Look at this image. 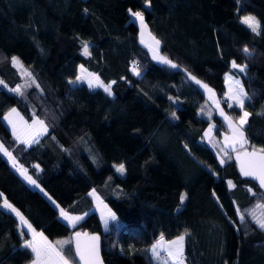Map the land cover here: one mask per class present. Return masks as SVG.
Returning <instances> with one entry per match:
<instances>
[{"label": "trees", "instance_id": "trees-1", "mask_svg": "<svg viewBox=\"0 0 264 264\" xmlns=\"http://www.w3.org/2000/svg\"><path fill=\"white\" fill-rule=\"evenodd\" d=\"M129 9L144 13L161 53L178 67L151 58ZM245 14L260 22L259 34L242 23ZM81 40L89 42L90 56L82 54ZM13 56L23 67L12 64ZM79 65L105 84L115 81L112 95L69 83ZM187 72L218 99L226 94L225 74L239 78L251 98L244 148L221 151L205 140L207 126L215 125L214 137L224 124ZM0 79L23 92L0 88V118L15 107L48 129L38 143L23 145L0 120V141L46 195L0 154V204L7 198L48 240L97 235L106 264H157L150 248L156 237L184 234L187 264H264V230L251 215L264 213L257 207L264 193L234 160L238 152L264 148V0H0ZM221 104L235 118L242 114L227 98ZM120 163L123 175L115 170ZM92 189L119 223L104 230L91 211L68 227L53 204L78 212L91 205ZM26 238L17 217L0 208V264L29 261ZM64 254L78 264L72 243Z\"/></svg>", "mask_w": 264, "mask_h": 264}, {"label": "snow or ice", "instance_id": "snow-or-ice-1", "mask_svg": "<svg viewBox=\"0 0 264 264\" xmlns=\"http://www.w3.org/2000/svg\"><path fill=\"white\" fill-rule=\"evenodd\" d=\"M146 3H150V0H146ZM87 11V10H85ZM130 15L135 18V20L139 21V24L141 26V42L144 43L143 35L144 30L147 28V25L145 23L144 13L142 11H132L129 9ZM242 23L246 24L252 32L259 34V31L261 30V24L256 19V17L247 15L242 17ZM149 35H151L149 33ZM153 43L149 45L150 50L153 53V59L160 61L161 63L168 64L169 66L176 68L178 67L176 64H174L171 60H169L166 56L160 55L159 46L160 41L155 39V37H152ZM82 46V53L85 56H90V44L87 40H81L80 41ZM244 53L250 54V50L245 47L243 49ZM11 62L14 66L23 67L21 62L19 61L18 57L13 56L11 58ZM232 68L237 69L238 72L243 73L247 69L246 64H237L235 61H232ZM132 72L134 75L139 76L140 70L139 67L133 63ZM187 71V70H185ZM86 70L83 68V65H81V75L77 76L75 80L69 81L71 84H76L78 82H87V85L90 89L92 88H102L105 93H107L109 96L112 95V84L115 83V81H112L108 84H105L98 75L95 73H86ZM30 76L31 74L28 73ZM189 77L192 80H195L197 84H202L201 81L196 80L195 77L191 76V73L188 74ZM226 82H230V87L228 89V92L225 94L227 97V101H230L228 103V107L232 108L233 106L239 107L241 109L242 114L239 116L238 120H233L230 116L226 115L223 111V109L219 108V101H215L217 108L220 110L221 116L224 117L225 121L228 123V127L231 130V136L225 137V144L230 145L233 150H236V146L239 145L240 148H244L247 145V139L244 134V127L248 123V118L251 115V113L244 111V106L246 103V100H250L251 98L248 96V93L245 92L243 85L240 83L239 80H235L232 75L226 73ZM34 82V81H33ZM3 81L0 80V85H3ZM205 89H207L210 93L213 92L211 88L208 87V85L203 84L202 85ZM38 87V85H37ZM13 92L20 93L23 95L21 86H17L16 88L11 89ZM203 111V109H202ZM264 114V113H262ZM18 113L15 108H12L7 116H5V119L8 121L9 124L12 125V131L13 135L16 137L17 141L20 142L23 140V143L31 145L32 143H38V137L48 131L47 126L45 125L44 121L36 119L33 121V124L29 126L33 130L22 134L18 131L17 125L15 121L13 120V116L18 117ZM172 116L176 118V114L172 113ZM22 119V118H21ZM38 126V127H36ZM215 127V125H209L208 131L205 133L206 136H211L212 129ZM211 142V141H210ZM223 151V149L221 150ZM0 152H3L5 155L9 157V159L13 162V167H17L15 157L12 156V153L9 152L3 145V143H0ZM223 156L230 159L228 156V153L225 151L223 152ZM236 159L240 162V172L245 177H252L256 181L259 182V185L261 188H264V148L261 149H255L253 148L252 151H243L238 152ZM226 161L224 158L220 159V163L224 164ZM37 169L39 168L38 165L35 166ZM20 171V174L24 177L25 180L28 181V183L32 185H36V180L32 178V176L27 174V169H24L22 166L18 169ZM115 170L120 175H123L126 172V168L124 163H120L115 166ZM229 187H235L234 184H232L231 181L228 182ZM38 187V185H37ZM90 196L95 197V199L98 202L99 205H103V201L100 199V197L97 195L96 190L93 189L90 193ZM3 194L0 193V197H2ZM186 199V194H182L180 196L181 203L184 202ZM105 209H107V205H103ZM258 208H264V205H257ZM0 208H3L11 213H14L17 217H19L22 224L27 226L28 231L31 233V239L25 240L23 243V247L25 249H28L33 254V259L31 261V264H72V260L65 256L64 254V246L70 245L72 242V238H69L68 240H60L56 241L55 243H52L48 240V238L44 235L43 232H37L35 228L27 221V219L24 217V215L21 213V211L16 208L13 204H11L7 198L3 199V203L0 204ZM237 214L240 217L241 221H244V215L240 212L239 209H237ZM84 215H87L85 213ZM252 217L255 220L256 225L264 230V213H262L260 216H256L255 211L252 212ZM60 216L67 222L69 226H71L73 229L77 226L78 222L84 219V216H76V215H70L67 211L60 209ZM101 219L107 228L109 225V221L116 220V215L111 211V209H107L106 213H101ZM75 254L79 257V261H82L83 264H102V261L99 257V242L100 238L97 235H88L87 233H81V232H75ZM84 237L87 240L86 244H82L81 238ZM185 236L179 235L174 240H170L165 242L163 234H161V239L157 241L156 244L152 245V253L153 256L156 258H159L161 253L158 250L159 248L165 247V243L167 244V254L169 257L173 258L174 260H178L180 264H183V242H184Z\"/></svg>", "mask_w": 264, "mask_h": 264}, {"label": "rangeland", "instance_id": "rangeland-1", "mask_svg": "<svg viewBox=\"0 0 264 264\" xmlns=\"http://www.w3.org/2000/svg\"><path fill=\"white\" fill-rule=\"evenodd\" d=\"M247 15H251V16H254V15H252V14H245V15H243V17L244 16H247ZM131 16V15H130ZM255 17V16H254ZM131 19L137 24V26H138V28H139V31H138V36H139V41H140V43L143 45V46H145L147 49H148V51H149V54H150V56H151V58L153 59V53H152V51L150 50V47H149V45H151L152 43H153V41H152V37H155L150 31H149V29H148V26H147V28L144 30V35H143V40H144V43H142L141 42V26H140V24H139V21H137V20H135V18H133L132 16H131ZM257 19V18H256ZM146 23V22H145ZM147 25V24H146ZM149 33L151 34V35H149ZM155 39H157V40H159L157 37H155ZM160 41V40H159ZM160 46H161V42H160ZM160 46H159V51H160ZM82 52V51H81ZM83 54V53H82ZM160 55H163L162 53H161V51H160ZM164 56V55H163ZM155 62H157V63H161L160 61H158V60H155V59H153ZM17 68H21V67H18V66H16ZM84 68V67H83ZM85 70H86V73H92V72H90V71H88L86 68H84ZM85 73V74H86ZM188 74H189V72H187ZM228 74H230V75H232V77L235 79V80H238V78L236 77V76H234L233 74H231V73H228ZM79 75H81V65H79L78 67H77V74H76V76H75V78L77 77V76H79ZM191 76H193V77H195L194 75H192L191 74ZM75 78L73 79V80H75ZM196 78V77H195ZM1 80V79H0ZM196 80H198L197 78H196ZM194 82H196L195 80H193ZM76 84H85L86 86H88L87 85V82L86 81H84V82H78V83H76ZM72 85H75V84H72ZM203 85V84H202ZM226 86H227V92H228V89H229V87H230V82H226ZM17 86H13V87H10V86H8L5 82L3 83V85H0V88H2V89H5L6 91H8L9 93H13V94H16V95H19V96H21V97H23V95H21L20 93H17V92H13V91H11V89H13V88H16ZM102 89V88H101ZM208 99V101H209V103H210V100H209V98H207ZM220 102V101H219ZM230 102V101H229ZM228 102V103H229ZM91 109H93L94 108V105H93V103L92 102H88V104H87ZM219 106H220V108L221 109H223V111L225 112V114L226 115H228V116H230L234 121L235 120H238V118H235V117H233L232 115H230V114H228L227 112H226V110H225V108H224V106L220 103L219 104ZM12 108H15V107H11V108H9L2 116H1V118H0V120H1V122L3 123V125L5 126V128L9 131V133H10V135L17 141V139H16V137L13 135V131H12V125L11 124H9L8 123V121L5 119V116H7V114L9 113V111L12 109ZM16 109V108H15ZM16 111H17V113L19 114L18 115V117L17 116H13V120L15 121V123H16V125H17V129H18V131L19 132H21L22 134H24V133H28V132H30V131H32L33 129L32 128H30L29 126H31L32 124H33V121L34 120H36V119H39V118H37L36 116H33L31 119H29V120H26V119H24L23 117H22V115L19 113V111L16 109ZM244 111H247V110H245L244 109ZM248 112V111H247ZM22 118V119H21ZM222 119V121H223V124H224V129L222 130V134H221V136H214L213 138H212V140H210V141H207L208 143H209V145H212V146H214L216 149H220V150H222L223 149V151L224 150H233V148L230 146V145H227V144H225V137L226 136H231V130L229 129V127H228V123H227V121H225V119L224 118H221ZM40 120V119H39ZM36 127H38V126H36ZM209 127V126H208ZM206 128L205 130H206V132L208 131L207 129H209V128ZM43 135V134H42ZM41 136V135H40ZM204 136H205V138H207L208 136H206L205 135V132H204ZM209 140V139H208ZM18 142V141H17ZM0 143H2L1 141H0ZM19 143H21V144H23V145H28V144H25V143H23V140H21ZM240 146L239 145H237L236 146V148H239ZM1 153V155L2 156H4V158L8 161V163H13L12 162V160L11 159H9V157L7 156V155H5L3 152H0ZM92 190H90L89 191V193L91 192ZM88 193V194H89ZM97 195H98V193H97ZM99 196V195H98ZM89 197H90V199H91V205L88 207V208H82L81 210H79L78 212H70V211H67L70 215H76V216H85L84 214L85 213H89V212H91V211H93V212H95L96 214H97V216H98V218H99V221H100V226H101V228L102 229H104V230H107L108 228H109V226H110V224H117V223H119V220H118V218L116 217V220H114V221H109V225H108V227L106 228L105 227V225H104V223H103V221H102V219H101V213L102 212H105L106 213V211H107V209H111L110 207H109V205H108V203L107 202H105L104 200H102L101 198V200L103 201V205H107V209H105L104 207H103V205H99L98 206V202H97V200L95 199V197H93V196H90L89 195ZM100 197V196H99ZM112 211V210H111ZM113 212V211H112ZM114 213V212H113ZM258 216H260V215H258ZM58 217H59V219L63 222V223H65L68 227H71V226H69L68 224H67V222L60 216V211H59V213H58ZM181 235H184V234H181ZM185 236V235H184ZM177 237V236H176ZM176 237H174V238H172V239H166L165 237H164V241L165 242H167V241H170V240H174V239H176ZM161 239V235H159L158 237H156V239H155V241L151 244V249H152V245L153 244H156L157 243V241H159ZM51 242H53V241H51ZM184 242H185V239H184ZM184 242H183V264H187V262H186V260H185V258H184ZM54 243V242H53ZM159 251H160V253H162L161 255H160V257L159 258H156V257H154L153 256V259L155 260V262L157 263V264H180V262L178 261V260H174L173 258H171V257H169L168 256V254H167V244L165 243V247H163V248H159L158 249ZM153 254V253H152ZM32 259L33 258H31L29 261H27L26 263H24V264H31V261H32Z\"/></svg>", "mask_w": 264, "mask_h": 264}, {"label": "crops", "instance_id": "crops-1", "mask_svg": "<svg viewBox=\"0 0 264 264\" xmlns=\"http://www.w3.org/2000/svg\"><path fill=\"white\" fill-rule=\"evenodd\" d=\"M238 78V77H237ZM238 80H239V78H238ZM240 81V80H239ZM225 84H226V75H225ZM199 85V87L203 90V92L205 93V95H206V97L207 98H209V100H210V104H211V106H212V108L214 109V111L216 112V114L220 117V118H224L223 116H221V114H220V110L217 108V105H216V103H215V101H219V99H218V97L212 92V93H210L207 89H205L203 86H202V84H198ZM226 93H227V86H226ZM226 96V95H225ZM227 98V97H226ZM229 102V101H228ZM219 104H220V102H219ZM219 108H220V106H219ZM221 109V108H220ZM225 113V112H224ZM208 127V126H207ZM209 128V127H208ZM208 130V129H207ZM214 128L212 129V132H211V136L209 137H207V138H205V140L206 141H210L211 139H212V137H213V133H214ZM205 133H206V130L204 131ZM205 137V136H204ZM209 139V140H208ZM1 154V153H0ZM11 164V163H10ZM11 167L12 168H15L16 170H17V172H18V175L23 179V181L25 182V183H27L28 184V186H30L31 188H34V189H36V190H38L40 193H42L45 197H46V195L44 194V192L41 190V188L39 187V185L36 183V185H32V184H30V183H28V181L27 180H25L24 179V177L20 174V171L18 170L19 169V166H17V167H13V163L11 164ZM28 174V173H27ZM37 185H38V187H37ZM93 190V189H92ZM55 207H56V209H57V212L59 213V211H60V208H58L55 204H53ZM14 214V213H13ZM15 215V214H14ZM16 216V215H15ZM17 217V216H16ZM17 219H18V226H19V229L21 230V231H23V232H25L26 234H27V238L25 239V240H28V239H31L32 237H31V233L28 231V229H27V226L26 225H24V224H22L21 223V221H20V219H19V217H17ZM37 232H41V231H39V230H36ZM24 240V241H25ZM50 241V240H49ZM24 243V242H23ZM53 243V242H52ZM32 258H34L33 257V254H32Z\"/></svg>", "mask_w": 264, "mask_h": 264}, {"label": "water", "instance_id": "water-1", "mask_svg": "<svg viewBox=\"0 0 264 264\" xmlns=\"http://www.w3.org/2000/svg\"><path fill=\"white\" fill-rule=\"evenodd\" d=\"M253 150V149H252ZM252 150H247V151H252ZM245 151V150H244ZM243 152V151H242ZM241 152V153H242ZM236 156H237V154L235 155V157H234V160H235V162H236V164H237V166H238V168H239V170H240V162L236 159ZM246 178H248V179H250V180H252L253 182H255L258 186H259V188L262 190V192L264 193V188H261L260 187V185H259V182L258 181H256L255 179H253L252 177H246ZM75 234V233H74ZM74 234H72V236H71V238H72V247H73V251H74V253H75V235ZM81 242H82V244H86L87 243V240H86V238H84V237H82L81 238ZM75 257H76V259H77V262H78V264H83V262L82 261H79V257L78 256H76V254H75ZM99 257H100V260L102 261V264H106L105 263V261H104V259H102V256H101V253H100V247H99Z\"/></svg>", "mask_w": 264, "mask_h": 264}, {"label": "built area", "instance_id": "built-area-1", "mask_svg": "<svg viewBox=\"0 0 264 264\" xmlns=\"http://www.w3.org/2000/svg\"><path fill=\"white\" fill-rule=\"evenodd\" d=\"M130 64L131 66L133 67V63L135 62V64L139 67V64L138 62H136L135 60H132L130 59ZM220 103H225L226 102V97L225 96H222L220 99H219ZM162 254V253H161Z\"/></svg>", "mask_w": 264, "mask_h": 264}]
</instances>
